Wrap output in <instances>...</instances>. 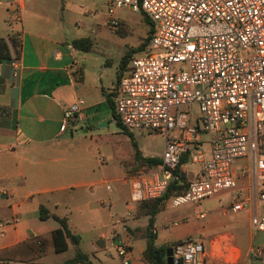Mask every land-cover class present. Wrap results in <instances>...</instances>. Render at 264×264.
<instances>
[{
	"label": "built area",
	"instance_id": "built-area-1",
	"mask_svg": "<svg viewBox=\"0 0 264 264\" xmlns=\"http://www.w3.org/2000/svg\"><path fill=\"white\" fill-rule=\"evenodd\" d=\"M108 1L113 26L120 24L116 10L124 7L144 13L152 24L144 55L129 61L115 96L116 114L127 129L165 138L161 163L132 175L131 202L163 198L177 178L181 158L195 146L190 162L201 164L202 171L184 192L169 198L170 205L236 189L239 177H248L251 196L238 191L237 201L225 212L251 209V225L264 234V0ZM7 2L8 23L14 25L22 20L26 0ZM11 64L18 75L17 61ZM85 103L79 98L64 111L61 130L82 114ZM203 134L209 136L208 155L202 149ZM239 159L247 163L237 170ZM106 187L112 189L109 182ZM232 248L225 254L238 258ZM172 249L183 264H209L212 258L203 242L192 239ZM131 250L128 242L117 240L122 264H130ZM254 251L264 264V242Z\"/></svg>",
	"mask_w": 264,
	"mask_h": 264
},
{
	"label": "crops",
	"instance_id": "crops-1",
	"mask_svg": "<svg viewBox=\"0 0 264 264\" xmlns=\"http://www.w3.org/2000/svg\"><path fill=\"white\" fill-rule=\"evenodd\" d=\"M42 2L32 0L33 6L29 7L26 1L22 20L18 24L9 25V3L7 0H0V15H3L6 24V27L0 24V37H15L21 51V57L15 59L18 64V75H15V69L11 64L13 60L0 63V249L19 243L32 235L54 230L32 228L29 218L34 216V209L23 213L17 211V207L29 201H36V197L44 198L42 202L51 203L52 200L48 197H58L68 190L85 189L94 183L108 182L102 176L97 181H92L96 176L88 173V152L85 147L78 144V139L81 137L79 133L88 135L95 125L104 126V122L108 123L111 118L114 119L109 95L116 93L119 71L115 79L111 78L106 64L90 52V42L86 44L87 49L78 48L74 46L73 40L79 38L71 37L70 34L55 36L33 26L32 18L28 17L34 14L32 9L40 7ZM15 25L19 27L15 28ZM79 98L86 102L82 114L71 121L66 130H61L64 111ZM203 140V144L207 143L206 139ZM206 154L208 155L207 152ZM161 156L158 158L161 159ZM131 164L128 177L124 179V182L129 184L132 175L145 165L140 164L136 156L131 160ZM185 165L182 169L188 182L200 175L201 164H196L200 166L192 170V175H188ZM80 171H83V175ZM74 172H77L76 175ZM241 177H239L240 190L251 196V179ZM93 189L91 187V190ZM130 192L129 186V198ZM234 197L236 202L237 198L235 195ZM168 201L169 199L166 203ZM37 202L39 210L40 206L46 207L41 200ZM53 204L57 206V203ZM228 205L224 206V212ZM137 207L138 204L128 205L131 212L128 218L122 219V236H117L118 239L121 238L131 245L130 264H144L142 259L144 249L135 256L133 246L135 240L144 238L137 233L141 229L145 230L148 217L130 216L136 214ZM260 207L262 208L263 204H260ZM246 210L251 228L247 243L244 233L233 223L220 226L218 231L208 238L186 237L176 241L192 239L203 242L207 253L212 256L209 264H242V260L254 251V228L250 223L252 210ZM49 212L57 215L50 210ZM200 214L206 217L205 212L197 213L196 217L199 218ZM10 216L15 219L13 224L10 223ZM38 218L40 219V214ZM51 218L54 219L49 217L40 221ZM61 218H66L68 224L67 216ZM156 232L158 246L172 243H158L157 229ZM259 233L264 242V234ZM104 244L103 239H97V252L104 248ZM71 245L74 244L69 241V248ZM231 246L239 253L238 258L233 261L225 254L226 249ZM65 252L44 256L33 263L12 262L11 264H61L73 257L57 261L56 259ZM48 257L51 259L48 263L42 262ZM90 258L93 264H122V262L114 263L112 256L102 259L94 254ZM0 264L5 263L0 262Z\"/></svg>",
	"mask_w": 264,
	"mask_h": 264
},
{
	"label": "rangeland",
	"instance_id": "rangeland-1",
	"mask_svg": "<svg viewBox=\"0 0 264 264\" xmlns=\"http://www.w3.org/2000/svg\"><path fill=\"white\" fill-rule=\"evenodd\" d=\"M26 1L29 7L33 6L32 0ZM41 1H43L41 6L33 8L34 14H30L28 17L32 18L33 26L55 34V36L70 34L75 38L89 37L90 52L106 64L111 78L115 79L125 57L133 59L144 55L140 46L149 31L144 13L125 7L118 9L114 17L120 20V24L116 27L111 24L108 14V10L112 6L108 0ZM24 21H26L25 17ZM0 24L6 27L3 15H0ZM18 27L19 25H15V28ZM179 67V64L174 65L175 69ZM195 110H198L197 106H195ZM79 134L81 137L78 139V144L85 147L88 152V173L96 176V178H92V181H97L102 176L112 185V189H107L106 183H94L91 186L94 188L93 190L91 187L68 190L58 197H48L52 200L51 203L42 202L44 198L36 197V201H29V203L17 207V211L24 213L34 209V216L29 218L32 228L51 230L59 227V222L52 218L40 221L37 201L41 200V203L45 204L50 211L61 217L67 216L70 228L81 238L80 250L91 257L94 254L102 259L112 256L114 263H121L122 260L116 252L117 236L123 234L122 219L128 218L129 212H131L128 205L132 204L128 194L130 184L124 182V179L128 177V171L132 165L131 160L136 156V152L158 157L163 154L165 138L161 134L143 129L124 131L113 118L104 126L95 125L88 135ZM208 137L207 134H203V139L208 140ZM202 149L209 153L208 143L204 142ZM245 163H247L246 159H239L236 169L240 170ZM199 166L189 162L184 168L188 175H192V170ZM82 172L80 171L83 175ZM76 173L74 172V175ZM239 186L236 189L224 190L199 202H190L179 207H172L168 201L157 215L158 243L173 242L186 239V237L208 238L209 235L218 231L220 226L224 224L228 226L232 223L238 225L240 231L244 233L247 243L251 231L248 224V211L239 214L230 213V215L223 211L224 206L234 203V195L236 196L240 190ZM258 188H260L259 184ZM53 203H57V206ZM259 204L262 205V203ZM201 212H205L206 217H196V214ZM14 220L10 216L11 224L14 223ZM252 227L254 228L253 247L257 249L262 247L263 242L259 231L254 226ZM142 230L137 233L140 237L143 236L144 230ZM100 238L104 240L105 244L104 248L97 252V239ZM145 246V238L135 240L134 255L140 254ZM76 251L77 247L71 245L69 250L56 260L68 259L74 256ZM49 258L42 262L48 263L51 260ZM228 258L230 260L237 259L236 256H232V252L231 258ZM242 264L261 263L257 253L252 251L246 259L242 260Z\"/></svg>",
	"mask_w": 264,
	"mask_h": 264
},
{
	"label": "trees",
	"instance_id": "trees-1",
	"mask_svg": "<svg viewBox=\"0 0 264 264\" xmlns=\"http://www.w3.org/2000/svg\"><path fill=\"white\" fill-rule=\"evenodd\" d=\"M145 21L149 25V31L148 36L140 46L141 51L144 50L152 32V24L146 16ZM89 42V38H79L73 40L75 47L85 49H87L88 46L86 44ZM20 57L21 51L19 49L17 39L13 36L0 37V63L9 60H15ZM130 60L131 59L128 57L124 58L119 70L118 82L121 78L123 70L126 68ZM115 96V92L109 95V101L113 108V117L116 121V124L124 129V131L128 132L129 129H127L121 123L116 114ZM195 148V146L191 147L181 158L180 164L175 170L177 178L171 182L169 189L163 198L145 200L138 203L135 216L137 218L144 216L148 217V224L143 231V237L146 239V246L143 250L142 257L144 264H169L166 259V250L179 242L176 241L168 245L158 246L156 244L157 232L155 228V221L157 214L160 213L165 207L166 201L171 196L182 193L187 189L189 182L185 172L182 169V166L190 162L191 152ZM136 160L140 161V164H145L141 167H146L147 169L158 166L161 163L160 158L143 157L139 151L136 152ZM49 217H53L55 220H57L60 223V226L49 232L32 235L19 243L1 248L0 262L5 264H11L12 262L33 263L44 256L67 251L70 241L75 246H77V251L72 258L61 264H93L90 256L78 248L81 238L71 231L67 224V219L61 218L55 214H51L46 207L40 206V219L46 220ZM180 264H183L182 260L180 261Z\"/></svg>",
	"mask_w": 264,
	"mask_h": 264
},
{
	"label": "water",
	"instance_id": "water-1",
	"mask_svg": "<svg viewBox=\"0 0 264 264\" xmlns=\"http://www.w3.org/2000/svg\"><path fill=\"white\" fill-rule=\"evenodd\" d=\"M107 124L106 122H104V125ZM103 125V124H102ZM166 259L168 261L169 264H180V260L175 258L173 256V249L172 247L171 248H168L166 250Z\"/></svg>",
	"mask_w": 264,
	"mask_h": 264
}]
</instances>
